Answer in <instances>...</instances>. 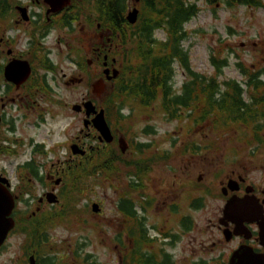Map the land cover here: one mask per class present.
I'll use <instances>...</instances> for the list:
<instances>
[{"label": "rangeland", "instance_id": "374dc122", "mask_svg": "<svg viewBox=\"0 0 264 264\" xmlns=\"http://www.w3.org/2000/svg\"><path fill=\"white\" fill-rule=\"evenodd\" d=\"M188 1L194 2L198 11L184 25L187 36L182 46L188 53L189 64L194 71L213 76L216 72L212 58L225 60L226 64L222 66L218 80L243 81L246 77L241 73L239 63L253 70L264 67L263 7L244 4L227 6L224 0H213L212 3L209 0ZM261 1L264 3V0ZM131 2L134 4L133 0ZM7 33L19 38L14 46L16 51L25 49L26 35L19 36L21 31L15 29ZM155 36L164 39L166 32L163 29L156 30ZM48 45L53 48L50 49V57L60 64L59 70L47 73V79L52 78L50 84L55 89V94L44 89L45 91L31 95L28 99L24 94L17 96L16 90L8 87L0 75V110L4 114L3 123L0 122V172L4 171L3 175L12 184L22 182L24 191L32 197L39 196L44 191V182L32 178L20 165L31 159L38 167V176L45 177L51 162L72 156L70 148L61 145L71 136L80 130L82 134L89 132L85 139L94 144L92 135L96 132L91 128L92 125L89 130L83 126L84 111L75 112L72 105L80 103L83 96H87L99 109L104 106L102 97L108 92V89H104L98 95L91 85L84 82L65 85L62 73L77 74L76 69L67 62V47H56L54 37L49 39ZM116 58L119 59L118 56ZM174 67V86L179 87L186 75L177 62ZM135 103L136 101L130 99L123 105V128L115 127L113 119L109 122L114 136L122 134L130 139L131 145L134 144V137L137 141L148 142L144 156L152 153L160 156L164 151L169 152L166 158L162 159L160 156L153 162V166L148 167L147 172L142 173L154 179L152 190L156 191V183L159 191L158 207L144 212L145 226L149 227L154 223L173 224L172 216L163 203L174 197L181 209L180 215L188 213L193 222V228L181 237V244L196 246L198 241L217 239L216 224L219 216L223 214L225 203L220 195L223 175L220 176L219 171L229 169L223 162L234 158L232 153L241 141H237L233 131L222 132L221 129H214L210 122H204L200 126L191 124L189 127L186 120H166L158 110L140 109L135 107ZM40 116L44 118L42 121ZM147 127L150 130H146ZM36 145L41 148L35 150ZM115 151L122 157L120 161L115 159L112 172L102 171L100 165L96 166L93 174L82 179L81 190L72 192L80 194L71 197L74 198V209L79 211L78 216L55 219L47 227L49 242L46 243L44 251L49 249L50 253L66 256V264H73L74 261L75 264L78 263L72 258V250L80 244L83 245L80 254L89 252L94 254L100 264H116V254L111 249L110 238L119 233L115 230L116 221H113L115 219L112 211L117 207L119 198L125 195L124 184L128 174L123 154L118 148ZM255 175L256 173L252 174ZM63 176L64 191L70 193L68 174L64 173ZM188 193L199 199L200 208L188 209ZM136 195H131V199L141 201L140 195ZM93 202L100 206L102 215H95L92 211ZM169 205L168 202L167 207ZM17 207L23 208L22 204ZM20 228L21 223H18L4 241L0 251V264H27L29 251L25 249V245L28 242ZM179 249L180 247H176L174 254L179 251V255H185L180 254ZM175 259H180L179 264H184L180 257Z\"/></svg>", "mask_w": 264, "mask_h": 264}, {"label": "flooded vegetation", "instance_id": "af4514ba", "mask_svg": "<svg viewBox=\"0 0 264 264\" xmlns=\"http://www.w3.org/2000/svg\"><path fill=\"white\" fill-rule=\"evenodd\" d=\"M116 4L124 6L117 26L114 25L113 16ZM19 6L25 7L27 19L22 18ZM132 7L131 0H0V75L5 79L4 68L10 60H26L31 69L29 77L19 85L5 79L7 86L14 88L17 96L24 94L27 99L31 95L45 91L44 89H49V92L55 94V89L50 84L52 78L47 79L48 72H56L60 68V64L50 57V49L53 48L48 42L54 37L56 47L59 49L62 45L67 47L65 54L67 62L77 71L76 75L62 73L65 85L84 82L91 85L98 95L104 89H108L106 94H109L114 89L116 77L107 79L104 70H109V76L112 75L113 69L120 71L121 64L116 57L133 53L134 46L131 40L140 31L130 26L131 23L127 21V13ZM14 29L21 31L19 36L26 35L24 50L14 49L19 38L7 33ZM97 81L102 82L100 90L94 86ZM106 94L102 97L104 102L113 98L106 97ZM255 99L264 101V97H254L253 100ZM87 100L92 101L87 99V96H83L78 104ZM256 107L261 108L260 105ZM101 108L104 109L103 106ZM0 113L3 123L2 109ZM40 118L41 121L44 119L43 116ZM91 128L96 132L92 135L94 144L85 139L90 133L82 134L80 130L61 145L69 147L71 144H77L85 148L87 154L91 155L95 168L100 165L106 154H114L116 160L120 161L122 155L115 151L117 148L124 156L123 162L127 167L128 179L124 184L123 205L121 206L120 197L117 207L112 211L115 219L113 221H116L115 230L119 233L115 235L116 239L110 238L111 249L116 254L114 257L116 264H131L132 260L137 261L138 264H179L180 259H175L179 257L184 264H264V122L260 137L257 139L251 136L248 142L243 141L236 145L235 152H231L234 158L223 162L225 166H229V169L219 171L220 176L223 175L220 181V195L225 202L224 206L232 197L240 200V203L247 206L238 208V214L247 213L246 218L239 217L240 222L235 224L222 214L216 224L217 239L198 241L196 246L181 244V237L193 228V222L188 213L180 215L182 212L174 197L163 203L174 223H154L149 227L145 226L144 212L152 207H158L159 191L156 183V191L152 190L154 179L142 175L145 172L142 170V165L153 166L155 162L153 158L156 155L152 153L144 156L145 147L138 145L140 141H137L136 137L133 138L134 144L131 145L130 139L122 134L118 133L115 137L110 127L113 140L105 142L99 138L98 131L93 126ZM91 128L88 127V130ZM118 139L124 140L126 145L124 151H121ZM115 146L117 148H114ZM75 161L80 164L86 161V158L82 155H72L51 162L45 177L38 178L39 181L44 182L45 188L39 196H30L24 191L22 182L12 184L8 178L9 190L14 198V208L11 213L14 227L8 232L7 237L15 230L16 225L21 223L20 230L27 238V232L31 230L44 235L46 248V243L49 242L47 227L50 223L55 219L78 216V210L73 207L74 198L71 197L80 194L65 192L63 181L68 166L75 165ZM3 172L0 174L3 175ZM254 173L256 175L252 176ZM57 179H59L58 183L55 182ZM49 193L55 195V202L48 201ZM133 194L135 196L139 194L142 200L131 199ZM191 196L192 193L187 194L188 209L200 208L199 199ZM66 198H69L68 202ZM168 202L169 207H167ZM18 204H22L23 208L18 209ZM66 204L72 206L64 207ZM131 204L132 208H130ZM94 213L102 215L101 208ZM142 227L145 228L149 240L136 245L131 230ZM82 247L83 245L80 244L72 250V258L77 260V264H100L94 254L89 252L80 254ZM176 247H180V254L185 255H179V251H177L179 257L174 254ZM25 249L29 251L27 264L30 255H33L37 261L38 254L34 245L28 243ZM48 250L46 249L44 253V258L48 260L45 264H66V256H59Z\"/></svg>", "mask_w": 264, "mask_h": 264}, {"label": "trees", "instance_id": "16d2710c", "mask_svg": "<svg viewBox=\"0 0 264 264\" xmlns=\"http://www.w3.org/2000/svg\"><path fill=\"white\" fill-rule=\"evenodd\" d=\"M212 2L213 0H209V3ZM224 2L227 6L244 4L264 7L261 0ZM123 10V5H115L113 14L115 26ZM197 11L196 4L188 0H140L138 19L134 25L129 24L136 27L137 31L140 30L131 40L134 46L133 53L119 57L121 66L114 89L106 94V97H113L103 106L108 122L113 119L115 127L121 129L124 118L123 105L127 100L133 99L136 101L135 107L158 110L166 120H186L189 127L191 124L200 126L204 122H210L214 129H221L222 132L233 131L237 141L248 142L251 136L257 139L260 137L264 122V101L253 98L264 97V67L253 70L239 63L240 71L246 77L243 81L218 80L217 76L221 73L222 66L226 64L225 60L212 58L216 72L213 76L194 71L190 67L189 56L182 43L187 36L184 25ZM159 29L166 32L164 39L155 36L156 30ZM175 62L186 75L179 87L174 86ZM246 95L248 98H245ZM256 105H260L261 108H257ZM260 120L263 122H259ZM148 129L150 130L149 127L146 128ZM146 130L144 132H147ZM138 145L146 147L149 143L139 142ZM38 148L41 147L36 145L35 150ZM168 155L169 152L164 151L160 156L163 159ZM160 156H154V161ZM85 158L86 161L83 163L69 165L67 168L69 192L80 191L82 179L94 173L91 155L86 154ZM115 159L114 154H106L100 163L101 170L112 172ZM20 167L31 177L39 178L38 167L34 161H25ZM142 170L147 172L148 166L142 165ZM68 199L66 198V201ZM120 203L122 206L123 196ZM131 205L130 208L133 207ZM67 206L70 207L69 204L64 207ZM27 234V242L34 245L38 254L36 262L38 264L48 262L44 258L45 236L36 230L28 231ZM131 235L136 245L149 240L144 227L132 229ZM131 264L138 263L132 260Z\"/></svg>", "mask_w": 264, "mask_h": 264}, {"label": "water", "instance_id": "95a60500", "mask_svg": "<svg viewBox=\"0 0 264 264\" xmlns=\"http://www.w3.org/2000/svg\"><path fill=\"white\" fill-rule=\"evenodd\" d=\"M133 1V7L128 11L126 16L127 21L131 24L137 21L139 12L137 3H139L140 0ZM18 9L20 10L22 18L27 19L28 16L26 15L25 7L19 6ZM30 71L31 69L28 61L22 59H12L6 64L4 68V77L7 81L19 85L29 77ZM108 72V69L104 70V74L106 75L107 79L114 78L118 75L117 69L112 70L111 76L108 75ZM94 86L100 90L102 87V82L97 81ZM72 109L75 112L84 111L85 118L83 119V126L88 128L90 125H92L98 131L99 138L101 140L106 142H111L113 140V135L105 120L103 108L97 109L92 101H86L82 104L72 105ZM90 116H92V118H90ZM118 144L122 151L126 149V146L121 139H119ZM70 151L74 155H84L86 152L84 148L78 146L77 144H71ZM55 182L58 183L59 179H57ZM8 186V179L0 174V246L4 243L8 232L14 227V220L11 217V213L14 208V198L11 195ZM48 201L55 202V195L49 193ZM240 207H245V204L240 203L236 198H230L223 208L224 217L231 220L233 223L238 224L240 222L239 217L244 216V218H246L245 216H247V213L238 214V208ZM91 208L93 212H98L100 210V206L97 203H92ZM28 263L36 264L35 257L33 255L28 257Z\"/></svg>", "mask_w": 264, "mask_h": 264}, {"label": "bare ground", "instance_id": "6f19581e", "mask_svg": "<svg viewBox=\"0 0 264 264\" xmlns=\"http://www.w3.org/2000/svg\"><path fill=\"white\" fill-rule=\"evenodd\" d=\"M239 202H240V200H239ZM246 206H247V205H245V208H246Z\"/></svg>", "mask_w": 264, "mask_h": 264}]
</instances>
